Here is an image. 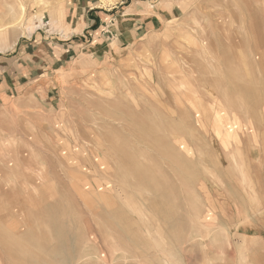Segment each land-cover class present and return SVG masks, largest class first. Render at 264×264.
Instances as JSON below:
<instances>
[{
	"label": "rangeland",
	"instance_id": "1",
	"mask_svg": "<svg viewBox=\"0 0 264 264\" xmlns=\"http://www.w3.org/2000/svg\"><path fill=\"white\" fill-rule=\"evenodd\" d=\"M16 44L86 49L47 163L5 161L0 264H264V0H0Z\"/></svg>",
	"mask_w": 264,
	"mask_h": 264
},
{
	"label": "crops",
	"instance_id": "2",
	"mask_svg": "<svg viewBox=\"0 0 264 264\" xmlns=\"http://www.w3.org/2000/svg\"><path fill=\"white\" fill-rule=\"evenodd\" d=\"M93 14L94 12L91 16ZM94 18H98V15ZM85 19L87 25L83 27L82 34L86 32L94 37L97 33H101V29L98 30L97 27L99 23L89 18L88 13ZM95 24L96 29L93 27ZM45 48L49 51V47ZM85 49L84 47L77 48V45L66 44L64 47L56 46V49H51L50 55L45 56L44 59L39 57V51L36 55L30 54L28 55L29 60L25 59L28 54L27 47L23 49L16 44L11 49L12 55H7L6 58L3 57V51H0V147H2L0 157H3L2 161L0 160V188L3 187V181L7 179V176H11L6 174V159H17L18 163H22L19 160L22 152L12 151L11 148L34 147L35 156L38 158L35 159V163H47L49 153L46 151H50L53 147V133L56 130L53 121L54 116L58 114L52 106L47 108L43 102L49 100L54 90L62 89L61 93L57 91L56 95L64 96L59 99L63 103L65 95L70 94L69 87H66V84L72 80V77L66 75L72 72L68 68L70 60L79 58V53ZM59 50H61L60 57L53 56V52L57 53ZM87 50L90 57H96L97 48L95 50V47H90ZM78 63L82 62L77 60L72 64ZM44 70L50 72L51 75L42 76L41 73ZM76 95L83 98L82 91ZM62 112L64 111H61V114ZM39 118L44 124H38Z\"/></svg>",
	"mask_w": 264,
	"mask_h": 264
},
{
	"label": "bare ground",
	"instance_id": "3",
	"mask_svg": "<svg viewBox=\"0 0 264 264\" xmlns=\"http://www.w3.org/2000/svg\"><path fill=\"white\" fill-rule=\"evenodd\" d=\"M235 73H236V72H235ZM237 73H238V72H237ZM165 128L167 129V127H165ZM150 131H151V130H150ZM152 132H153V131H152ZM150 133H151V132H150ZM165 136H166V135H165ZM151 137H152V136H151ZM166 137H167V136H166ZM178 137H179V136H176V138H178ZM158 138H159V137H158ZM178 140H180V139H178ZM166 142H167V140H166ZM156 145H157V144H156ZM170 146H171V145H170ZM172 146H173V145H172ZM170 148H171V147H170ZM173 149H174V147H173ZM165 150H166V149H165ZM171 150H172V149H171ZM171 150H170V152H171ZM175 150H177V149H175ZM179 150H180V149H178V151H179ZM174 152H175V151H174ZM176 152H177V151H176ZM180 152H182V151L180 150ZM172 153H173V151H172ZM177 153H179V152H177ZM225 153H226V152H225ZM173 154H175V153H173ZM182 157H184V155H183ZM185 160H186V159H185ZM190 161H191V160H190ZM240 163H241V162H240ZM183 164H184V163H183ZM190 164H191V163H190ZM183 167H184V166H183ZM188 169H189V168H188ZM192 169H193V168H192ZM232 170H234V169H232ZM194 173H195V172H194ZM196 179H197V178H196ZM244 184H247V181L244 180ZM228 186H229V185H228ZM85 191H86V190H85ZM89 192H90V191H89ZM89 192H88V193H89ZM97 192H98V191H97ZM86 193H87V192H86ZM90 193H91V192H90ZM94 193H96V191H95ZM84 195H85V194H84ZM90 195H91V194H90ZM96 195H97V194H96ZM172 195H173V194H172ZM87 197H88V196H87ZM166 199H167V198H166ZM99 200H100V199H99ZM90 201H91V199H90ZM94 202H95V201H94ZM94 202H93V203H94ZM98 202H100V201H98ZM93 203H92V204H93ZM97 204H98V203H97ZM94 208H95V207H94ZM33 209H34V208H33ZM31 210H32V209H31ZM10 215H11V214H10ZM7 216H8V215H7ZM3 220H4V219H3ZM2 222H3V221H2ZM0 223H1V222H0ZM9 223H10V222H9ZM9 223H8V224H9ZM30 227H31V226H30ZM10 232H11V230H10ZM3 236H4V235H3ZM12 237H13V236H12ZM30 240H31V239H30ZM6 241H7V240H6ZM3 245H4V244H3ZM3 245H2V246H3ZM29 246H30V245H29ZM8 247H9V246H8ZM14 251H15V250H14ZM29 254H30V253H29ZM15 255H16V254H15ZM15 255H13V256H15ZM25 255H26V254H25ZM18 257H19V256H18ZM14 258H15V257H14ZM20 258H21V257H20ZM15 259H16V258H15ZM26 259H27V257H26ZM29 259H30V258H29ZM29 259H28V260H29ZM32 261H33V260H32ZM32 261H31V262H32ZM60 261H61V260H60ZM22 264H23V263H22Z\"/></svg>",
	"mask_w": 264,
	"mask_h": 264
}]
</instances>
